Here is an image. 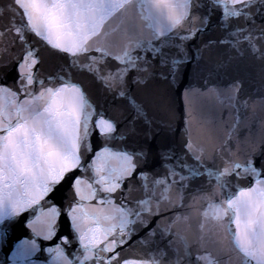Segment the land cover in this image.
Listing matches in <instances>:
<instances>
[{
  "label": "snow or ice",
  "instance_id": "obj_1",
  "mask_svg": "<svg viewBox=\"0 0 264 264\" xmlns=\"http://www.w3.org/2000/svg\"><path fill=\"white\" fill-rule=\"evenodd\" d=\"M217 13L223 35L205 41ZM245 42L264 62V0L0 3V242L13 223L26 221L31 231L15 244L11 264H38L41 251L45 264H264V139L243 150L237 139L232 152L237 116L217 164L186 121L180 152L160 153L163 176L147 169L148 151L129 142L138 122L151 123L141 85L159 78L178 88L206 50L224 46L243 56ZM45 53L56 58L53 71ZM208 84L184 88L186 107L194 95L247 106L239 81L226 90ZM116 102L130 117L109 115ZM205 176L215 185L194 197L207 207L202 234L190 240L178 227L188 216L178 209L189 182ZM208 223L227 262L206 248Z\"/></svg>",
  "mask_w": 264,
  "mask_h": 264
},
{
  "label": "water",
  "instance_id": "obj_2",
  "mask_svg": "<svg viewBox=\"0 0 264 264\" xmlns=\"http://www.w3.org/2000/svg\"><path fill=\"white\" fill-rule=\"evenodd\" d=\"M6 2L7 0H0V3ZM202 11L206 12V9ZM219 20L220 14L217 13L213 17L214 30L205 34V41L223 35V32L216 27ZM236 23L237 21H232L233 25ZM243 47L245 49L243 56H237L234 51L224 46L206 50L198 65L195 61L187 65L182 84L178 88L170 86L168 82L159 78H153L147 85L140 86L138 99L147 98L150 101L146 111L151 123L149 125L146 122H138L137 135L132 137L129 142L148 151L146 167L149 171L158 169L161 176L165 174L166 169L161 167L163 162L160 153L168 148L180 152L182 142L187 139L185 128L189 127L186 123L189 120L191 121L190 131L193 142L201 146L206 153L213 154L217 164H219V153L227 151V149H222L225 133L236 122L237 116L239 124L234 133L235 139L229 144L232 152H237V139L240 141L241 150L246 147L248 142L264 139V62L253 58L246 42ZM45 56L47 69L53 71L56 58L48 53H45ZM218 65L223 66L218 67ZM6 71L7 82L11 83L15 70L12 68ZM205 79L209 81L208 87L217 85L221 90H226L233 81H239L238 100L247 101V106L236 103L235 107L230 108L227 101L220 103L214 97L206 98L194 95L190 99V107H186L184 88L191 85L193 88L207 91V88L203 86ZM133 87L135 88V86ZM96 88L98 86H94L93 91ZM225 95L227 93L222 91L221 99H224ZM130 113L131 109L122 102H116L109 110V115L118 120L123 116L130 117ZM93 140L96 142L95 137ZM188 163H194V161L189 159ZM207 163L211 165L212 160H208ZM184 174L187 175V172ZM208 180L207 176L191 180L189 182L191 187L185 191L183 204L178 209L181 214L188 216V220L182 222L178 227L190 240H195L202 234L203 216L200 213L207 207V204L202 200L194 199V197L203 195L205 191H211L215 180H212L211 185ZM200 185H204L203 191H198ZM135 195H139V193H135ZM25 225L26 221L10 225L6 241L0 242V264H11L10 257L15 244L20 240L31 238V231ZM64 231H67V227ZM203 234L207 250L222 262H227L228 255L223 250L219 237L213 233L211 223L205 225ZM136 239L139 237H134V241ZM37 242L42 243L39 239ZM43 243L46 246H51L50 242ZM48 258V253L44 251L33 257L38 261V264H45Z\"/></svg>",
  "mask_w": 264,
  "mask_h": 264
}]
</instances>
